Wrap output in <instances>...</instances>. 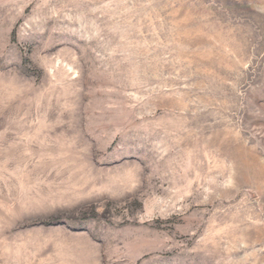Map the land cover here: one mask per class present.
<instances>
[{
	"label": "rangeland",
	"instance_id": "obj_1",
	"mask_svg": "<svg viewBox=\"0 0 264 264\" xmlns=\"http://www.w3.org/2000/svg\"><path fill=\"white\" fill-rule=\"evenodd\" d=\"M0 264H264V0H0Z\"/></svg>",
	"mask_w": 264,
	"mask_h": 264
}]
</instances>
